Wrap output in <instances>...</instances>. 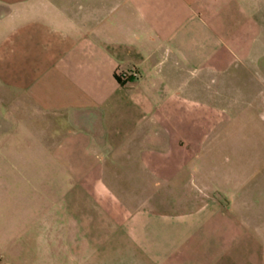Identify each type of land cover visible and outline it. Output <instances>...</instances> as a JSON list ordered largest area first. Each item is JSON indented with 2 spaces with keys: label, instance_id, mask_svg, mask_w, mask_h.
<instances>
[{
  "label": "crops",
  "instance_id": "crops-1",
  "mask_svg": "<svg viewBox=\"0 0 264 264\" xmlns=\"http://www.w3.org/2000/svg\"><path fill=\"white\" fill-rule=\"evenodd\" d=\"M243 109L264 113V0H0L10 240L60 254L73 228L120 238L128 264H264V187L242 183L264 173H197Z\"/></svg>",
  "mask_w": 264,
  "mask_h": 264
},
{
  "label": "rangeland",
  "instance_id": "rangeland-1",
  "mask_svg": "<svg viewBox=\"0 0 264 264\" xmlns=\"http://www.w3.org/2000/svg\"><path fill=\"white\" fill-rule=\"evenodd\" d=\"M242 111V116L237 117L235 121L242 125L241 131L235 133L215 132L209 146L205 148V163L198 165L197 173L200 176H205V184L209 186L217 187L220 184L233 187L235 183H241V181L233 179L236 173L248 175L249 173L259 175L264 173V113L252 116L248 113L249 111L246 113L244 112L245 109ZM233 118L229 117V122L233 123ZM244 125L246 126L245 130ZM250 125H256L260 129L247 128ZM224 134H226L227 140L226 142L222 141V144L219 145L218 140H221ZM235 138L242 144L234 146ZM244 141L246 143L253 141V145L249 146L248 143L242 146ZM0 154H2L1 149ZM233 155H237L241 159L239 163L221 162L225 160V157H232ZM255 182L257 186L264 187V179L242 180L243 186L249 188L255 186ZM168 198L170 201L171 197ZM10 220V212L2 211L0 213V232H2V236L0 234L2 237L0 264H128L133 262L125 259L123 243L120 238L107 241L106 237H99L97 238L99 242L95 244L88 238L80 245L81 240L75 242V238L72 236L75 232L73 228L70 229V235L67 232L64 251L60 245V254H58V245L56 244L38 243V240L28 243L24 237L10 240ZM105 230V227H100L98 229L99 235H105ZM10 241L12 242L10 243ZM47 252L49 253L47 254ZM4 255L7 256L6 259L3 258Z\"/></svg>",
  "mask_w": 264,
  "mask_h": 264
},
{
  "label": "built area",
  "instance_id": "built-area-1",
  "mask_svg": "<svg viewBox=\"0 0 264 264\" xmlns=\"http://www.w3.org/2000/svg\"><path fill=\"white\" fill-rule=\"evenodd\" d=\"M117 75L122 83L129 82L130 80L136 79L139 76L136 70L119 72Z\"/></svg>",
  "mask_w": 264,
  "mask_h": 264
}]
</instances>
